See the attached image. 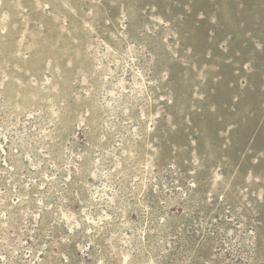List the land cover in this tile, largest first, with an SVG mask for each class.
<instances>
[{
	"label": "rangeland",
	"instance_id": "rangeland-1",
	"mask_svg": "<svg viewBox=\"0 0 264 264\" xmlns=\"http://www.w3.org/2000/svg\"><path fill=\"white\" fill-rule=\"evenodd\" d=\"M0 264H264V0H0Z\"/></svg>",
	"mask_w": 264,
	"mask_h": 264
}]
</instances>
